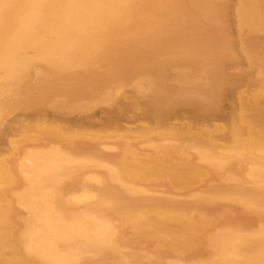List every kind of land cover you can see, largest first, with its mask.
<instances>
[{
    "label": "bare ground",
    "instance_id": "obj_1",
    "mask_svg": "<svg viewBox=\"0 0 264 264\" xmlns=\"http://www.w3.org/2000/svg\"><path fill=\"white\" fill-rule=\"evenodd\" d=\"M1 137L0 264H264V0H0Z\"/></svg>",
    "mask_w": 264,
    "mask_h": 264
},
{
    "label": "rangeland",
    "instance_id": "obj_2",
    "mask_svg": "<svg viewBox=\"0 0 264 264\" xmlns=\"http://www.w3.org/2000/svg\"><path fill=\"white\" fill-rule=\"evenodd\" d=\"M232 3H234L236 0H231ZM231 29H233V31L237 30V24H236V20H234L233 14H231ZM248 70V67L243 64V66L241 68H236L233 69L232 72H244ZM244 89V88H243ZM145 93H141L140 96H144ZM223 106V111L221 113V117L217 118L215 121L218 122H223V118L222 115L228 116L231 114V111L233 109L232 106V98L231 97H227L224 99V102L222 104ZM117 107V104H107V105H100V106H96L95 109H93L91 112L89 113H85V114H67V115H62L60 112H56L53 110H46L44 112L45 117L49 118V119H58V118H62L65 121L67 120H73V119H77V118H82V117H87V116H93L96 118V120L99 123H103L105 121L108 120L109 116H108V112L110 110H115V108ZM141 111L137 110V113H140ZM135 112L130 113L129 114V119H125L124 121H122L123 125H126L130 127H134L135 125H143L144 122L141 120H133V115ZM132 117V118H131ZM20 119H24L28 122H35L36 121V112L32 111V110H23V109H19V111H16L12 116L9 117L8 122L5 124V127L9 128L12 127L15 123L14 121L16 120H20ZM134 122V123H133ZM188 123V119L186 117V114L183 115L180 118H177L175 120L172 121V123ZM98 123V124H99ZM100 125L97 126V128H99ZM117 142L115 140L112 139H103L102 143L99 144V147L105 152V154L108 155H116V153H118L120 151V149L117 147ZM0 147L6 148L7 147V143L5 141L4 137L0 138ZM217 183V180L215 179H209L206 181V183H202V184H198L194 187V189L190 192H186V191H181L178 193L177 197L180 199H193L195 197V194L197 192L200 191H204L208 185L210 186H214V184ZM154 191L163 195H171L169 192V189L167 186L165 185H158L154 188Z\"/></svg>",
    "mask_w": 264,
    "mask_h": 264
}]
</instances>
